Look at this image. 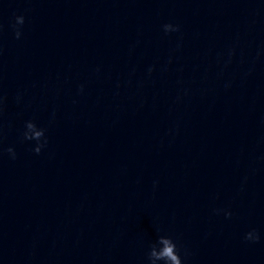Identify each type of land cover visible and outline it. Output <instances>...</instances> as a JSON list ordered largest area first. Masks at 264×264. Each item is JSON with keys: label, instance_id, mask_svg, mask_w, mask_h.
I'll use <instances>...</instances> for the list:
<instances>
[{"label": "clouds", "instance_id": "9594fccd", "mask_svg": "<svg viewBox=\"0 0 264 264\" xmlns=\"http://www.w3.org/2000/svg\"><path fill=\"white\" fill-rule=\"evenodd\" d=\"M24 24V17L17 16L16 17V25L13 27L15 28L17 25ZM164 31L171 32V31H179L178 26H173L172 24H165ZM16 38L19 39L21 36L20 30L17 28L15 32ZM36 130V131H34ZM23 139L26 141H36V146L33 151L36 154H39L43 147L47 144V138L45 136V129L40 128L36 125L34 121H26L25 122V131L23 132ZM8 153L11 155L12 159H15L16 153L13 148L7 149ZM225 215L230 217L232 214L231 212H226ZM245 240L256 242L259 240V235L253 229L245 234ZM148 261L149 264H157L158 261H163L164 264H182V259L179 254L177 244L173 241V239L169 236H159L157 241L151 245L150 251L148 253Z\"/></svg>", "mask_w": 264, "mask_h": 264}]
</instances>
